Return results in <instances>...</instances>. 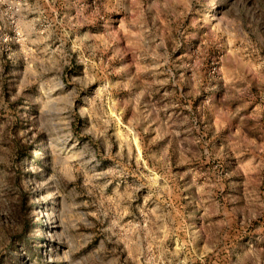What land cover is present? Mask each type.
<instances>
[{"label": "rangeland", "instance_id": "374dc122", "mask_svg": "<svg viewBox=\"0 0 264 264\" xmlns=\"http://www.w3.org/2000/svg\"><path fill=\"white\" fill-rule=\"evenodd\" d=\"M0 264H264V0H0Z\"/></svg>", "mask_w": 264, "mask_h": 264}, {"label": "trees", "instance_id": "16d2710c", "mask_svg": "<svg viewBox=\"0 0 264 264\" xmlns=\"http://www.w3.org/2000/svg\"><path fill=\"white\" fill-rule=\"evenodd\" d=\"M22 152H23V154H25V155L30 154V153H31V148H30V146H28V145H24V146H22ZM28 193L31 194L30 191H28ZM22 212H23V214H24V211H23V210H22ZM19 215H21V212H20ZM21 216H23V215H21ZM22 218H23V223H22V226H21V230L18 232V237L23 239V238L26 236L25 234H26V233L28 232V230H29L30 223L28 222V219L25 218V215H24ZM17 249H18V247L15 246V245L9 247L8 257H9L10 259L12 258L11 256H13V255H15L14 257H15L16 259H19V258H20V254H19L18 252H17V253L14 252V251L17 250Z\"/></svg>", "mask_w": 264, "mask_h": 264}]
</instances>
